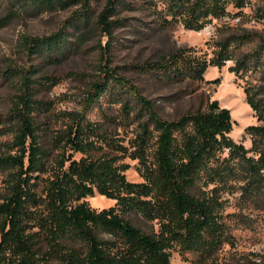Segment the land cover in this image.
<instances>
[{"label": "trees", "instance_id": "obj_1", "mask_svg": "<svg viewBox=\"0 0 264 264\" xmlns=\"http://www.w3.org/2000/svg\"><path fill=\"white\" fill-rule=\"evenodd\" d=\"M10 1L14 13L81 5L54 34L22 37L25 52L49 60L66 56L72 48L66 24L81 30L80 39L107 35L109 49L116 37L114 29L122 23L111 17L122 5L153 6L158 14L170 16L163 17L167 23L201 30L214 18L229 14V2L237 7L246 3L108 0L92 23L91 0ZM260 10L264 18V8ZM253 42H257L254 50L238 52ZM263 53L264 34L246 31L216 42L210 58L181 47L137 67L153 76L201 80L209 66L222 67L228 60H234L230 70L239 75L260 64ZM101 57L102 73L91 83L90 99L109 95L111 101L121 103L124 120L139 121L128 144L77 113L46 147L33 117L37 107L31 103L32 78L17 74L19 92L6 120L0 117V123L10 121L0 133L14 132L10 150L0 154V173L6 172L8 184L0 201V264H172L174 251L195 264H264V252L237 249L239 225L253 228L243 204L226 210L229 197L237 192L250 200L248 207L255 206V197L264 188V124L245 127L248 147L232 137L231 110L218 99L178 118H163L136 86L110 66L109 52ZM15 75L10 69L1 70L0 81L13 80ZM244 91L257 119L264 121V86H246ZM76 152L82 155L76 158ZM126 157L138 160L142 181L127 178ZM96 193L115 199L116 204L92 207L84 198ZM135 218L149 223V229L135 223Z\"/></svg>", "mask_w": 264, "mask_h": 264}, {"label": "rangeland", "instance_id": "obj_2", "mask_svg": "<svg viewBox=\"0 0 264 264\" xmlns=\"http://www.w3.org/2000/svg\"><path fill=\"white\" fill-rule=\"evenodd\" d=\"M108 0H91L92 23L104 9ZM134 1V0H133ZM10 0H0V71L10 69L16 72L13 80L0 81V117L6 120L13 99L19 92L20 79L18 72L32 78L30 90L33 93L31 103L37 108L33 111L39 139L46 147H50L51 137L59 129L65 128L75 114L79 113L87 120L97 123L101 131L119 136L128 144L131 137L139 129V121L124 120L121 103L110 100L109 95L98 101L90 99L91 83L102 73L99 66L103 61L102 54L109 52V64L115 71L127 79L129 84L138 88L139 93L151 102L152 107L166 119L178 118L180 115L205 107L209 100L218 99L222 106L228 107L234 119L232 137L251 146L245 135V127L249 124H264L257 119L253 108L247 103L244 87L264 86V53L260 64L255 68L241 72L239 75L230 70L234 60H228L222 67L209 66L203 79L194 80L169 79L153 76L142 71L143 63L158 60L164 54L178 48H190L192 52L207 58L213 55L215 43L232 34L254 32L264 34V18L260 17V9L264 8V0H246L243 7L228 3L229 14L214 18L201 30L186 29L181 23H167L153 6L122 5L112 19H122L113 34L116 36L109 49L108 36L96 33L89 39H80V29L66 24L69 30L68 40L72 48L66 56L49 60L42 54L24 51L22 37L24 35L44 36L57 32L73 11L81 8L80 4H72L54 11L32 13L30 11L12 12ZM136 2V1H135ZM159 4V9H162ZM71 45V44H70ZM257 42L245 45L238 52L247 53L256 48ZM102 50V51H101ZM22 70V71H21ZM133 114V113H132ZM133 115H131L132 118ZM2 120V119H0ZM146 120V116L142 121ZM10 121L4 122L8 125ZM0 123V128L4 125ZM14 140V132L7 129L0 133V154L10 150ZM56 152V151H54ZM80 152L75 153L79 158ZM129 164L126 170L131 181H142L138 171V160L126 157ZM6 172L0 173V201L8 193ZM96 209L108 208L116 204V200L96 193L84 198ZM227 211H234L236 204H243V212L249 214L253 228L239 225L238 250H255L264 252V188L255 197L251 206L250 200L237 192L229 197ZM135 223L145 229L150 224L141 218ZM229 249V245L226 246ZM235 249H233L234 251ZM172 264H195L182 258L178 251L171 257Z\"/></svg>", "mask_w": 264, "mask_h": 264}, {"label": "bare ground", "instance_id": "obj_3", "mask_svg": "<svg viewBox=\"0 0 264 264\" xmlns=\"http://www.w3.org/2000/svg\"><path fill=\"white\" fill-rule=\"evenodd\" d=\"M102 196H104V195H102Z\"/></svg>", "mask_w": 264, "mask_h": 264}]
</instances>
